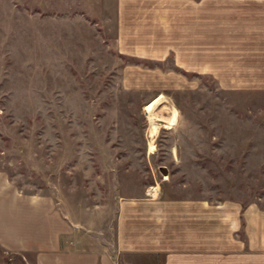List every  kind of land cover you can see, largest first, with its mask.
Masks as SVG:
<instances>
[{
    "label": "rangeland",
    "instance_id": "1",
    "mask_svg": "<svg viewBox=\"0 0 264 264\" xmlns=\"http://www.w3.org/2000/svg\"><path fill=\"white\" fill-rule=\"evenodd\" d=\"M117 18V0H0V172L110 238L120 198L152 188L264 208V92L197 76L188 92L135 88L124 71L153 64L119 54ZM0 264L33 256L0 251Z\"/></svg>",
    "mask_w": 264,
    "mask_h": 264
},
{
    "label": "crops",
    "instance_id": "2",
    "mask_svg": "<svg viewBox=\"0 0 264 264\" xmlns=\"http://www.w3.org/2000/svg\"><path fill=\"white\" fill-rule=\"evenodd\" d=\"M117 17L119 54L156 65L124 71L135 88L188 92L197 76L224 91L264 92V0H117ZM154 189L120 198L110 238L51 197L22 194L0 172V251L33 256V264H264L257 203L165 198Z\"/></svg>",
    "mask_w": 264,
    "mask_h": 264
},
{
    "label": "bare ground",
    "instance_id": "3",
    "mask_svg": "<svg viewBox=\"0 0 264 264\" xmlns=\"http://www.w3.org/2000/svg\"><path fill=\"white\" fill-rule=\"evenodd\" d=\"M162 102V98H158L157 100H154L152 101L149 105H147L144 110L147 114H152V112L154 111V108L156 105H160ZM168 107V106H167ZM171 108V107H170ZM168 109V108H167ZM169 111V119L167 120V122L163 121V120H159V121H156V120H152L150 121V128H151V131H150V137H154L156 131L160 128V126L162 127V125L160 123H164V126L163 128H170L173 123H174V120L176 118V114L174 112V110L171 108L168 110ZM159 122V123H158ZM156 190V189H154Z\"/></svg>",
    "mask_w": 264,
    "mask_h": 264
},
{
    "label": "water",
    "instance_id": "4",
    "mask_svg": "<svg viewBox=\"0 0 264 264\" xmlns=\"http://www.w3.org/2000/svg\"><path fill=\"white\" fill-rule=\"evenodd\" d=\"M160 173L163 174V176H166L167 172H166V169L165 168H160L159 169Z\"/></svg>",
    "mask_w": 264,
    "mask_h": 264
},
{
    "label": "built area",
    "instance_id": "5",
    "mask_svg": "<svg viewBox=\"0 0 264 264\" xmlns=\"http://www.w3.org/2000/svg\"><path fill=\"white\" fill-rule=\"evenodd\" d=\"M148 194V193H147Z\"/></svg>",
    "mask_w": 264,
    "mask_h": 264
}]
</instances>
